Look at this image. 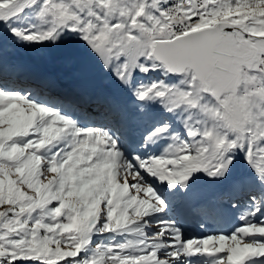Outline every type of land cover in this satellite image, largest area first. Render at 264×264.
I'll list each match as a JSON object with an SVG mask.
<instances>
[{"label":"snow or ice","instance_id":"snow-or-ice-1","mask_svg":"<svg viewBox=\"0 0 264 264\" xmlns=\"http://www.w3.org/2000/svg\"><path fill=\"white\" fill-rule=\"evenodd\" d=\"M0 264H264V0H0Z\"/></svg>","mask_w":264,"mask_h":264},{"label":"rangeland","instance_id":"rangeland-1","mask_svg":"<svg viewBox=\"0 0 264 264\" xmlns=\"http://www.w3.org/2000/svg\"><path fill=\"white\" fill-rule=\"evenodd\" d=\"M198 234V231H193L192 233H190V235H196Z\"/></svg>","mask_w":264,"mask_h":264},{"label":"bare ground","instance_id":"bare-ground-1","mask_svg":"<svg viewBox=\"0 0 264 264\" xmlns=\"http://www.w3.org/2000/svg\"><path fill=\"white\" fill-rule=\"evenodd\" d=\"M195 231H198V230H195Z\"/></svg>","mask_w":264,"mask_h":264}]
</instances>
